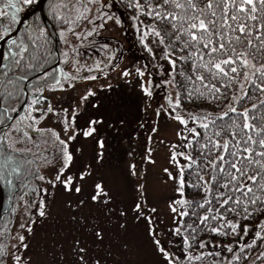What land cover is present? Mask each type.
Masks as SVG:
<instances>
[{"label":"snow or ice","instance_id":"6c2138e0","mask_svg":"<svg viewBox=\"0 0 264 264\" xmlns=\"http://www.w3.org/2000/svg\"><path fill=\"white\" fill-rule=\"evenodd\" d=\"M32 2L0 3V38H7L0 53V191L15 201L0 216V264H67L65 230H54L59 214L77 233L67 249L71 264H146L149 249L151 264H264V0H128L143 29L140 42L155 58L145 43L151 35L167 62L168 92L154 112L177 122L166 157L175 171L161 169L171 182L167 224L147 193V169L132 152L113 149L110 131L119 134L125 120L107 123L102 112L85 111L93 87L67 106L52 101L51 93L97 78L47 70L50 58L70 59L71 43L65 39L63 52L47 48L36 18L9 36ZM94 3L50 0V14L66 25L62 37L79 38L73 28L81 22L94 32L93 20L108 19L93 16ZM138 88L152 95L143 79ZM141 160L155 163L150 144Z\"/></svg>","mask_w":264,"mask_h":264},{"label":"rangeland","instance_id":"374dc122","mask_svg":"<svg viewBox=\"0 0 264 264\" xmlns=\"http://www.w3.org/2000/svg\"><path fill=\"white\" fill-rule=\"evenodd\" d=\"M100 12H103L108 19L101 17L98 20H93V24L96 26L94 32L92 25L81 22L78 27L73 28V31L81 32L79 38L69 36L67 33L64 37L61 36V52L66 48L65 39L71 43L72 49L69 52L70 59L63 63L59 62L60 68L71 75H75L79 70L81 76L95 75L97 78L95 80L81 79L76 81L75 90L67 89L66 91L51 93V99L54 103L60 100L67 106L69 98L75 100L77 94H82L86 86L93 87L96 96L90 98L85 111L102 112L107 123H111L113 120L118 123V118L125 120V127L119 134L110 131L114 141L113 149L116 152L122 150L132 152L140 167L147 169L145 176L147 193L150 200L158 204L160 219L167 224L168 217L165 214V204L166 198L171 194L168 187L171 182L164 183L161 169L169 167L170 170L175 171L167 163L166 157L168 144L177 139L175 136L177 122L169 120L163 114L159 117L154 115L155 109L164 103V96L168 92V85L164 83L168 79L165 74L167 62L160 58L157 46L152 43L153 37L151 35L145 37V43L153 49L155 58L150 53V63H146L144 59L138 56L134 43L140 42L143 31L131 32V27L127 26L121 16L111 9L107 0H95L93 16H99ZM72 18L69 17V19ZM117 20L120 21L119 24L116 23ZM101 24L103 27L99 26ZM83 33H89V35ZM73 61L76 62V68L72 66ZM160 65L164 66V72L160 70ZM137 68H140L144 73L143 77L137 76L135 72ZM124 69H128L129 75H120ZM141 79L146 83V86L150 87L151 96H144L139 91L138 85ZM102 83L111 84L112 90L109 92L108 89H102L100 87ZM93 101L98 104L97 108L91 107ZM145 107L147 111L144 110ZM83 119V116H79L77 122L82 124ZM141 125L143 127H140ZM154 125L158 126L156 133L151 132V127ZM130 129L136 130L135 136L130 135ZM149 136H151V141L148 140ZM149 144L153 148L154 164H148L147 161L141 160ZM126 152L125 158H127ZM128 198H131L130 193ZM60 203L61 198L58 197L57 206ZM48 226V230L52 231L51 222H48ZM61 228L65 230V235L61 239L65 247L66 261L67 264H71L73 258L67 254V249L69 240L77 233L72 231L71 222H66L63 214L57 215L54 230L58 232ZM37 230H40L39 224H37ZM80 234L82 235V233ZM148 251L149 254L145 260L146 264H151L154 257L151 255V249ZM119 258L113 256L112 260L115 261Z\"/></svg>","mask_w":264,"mask_h":264},{"label":"trees","instance_id":"16d2710c","mask_svg":"<svg viewBox=\"0 0 264 264\" xmlns=\"http://www.w3.org/2000/svg\"><path fill=\"white\" fill-rule=\"evenodd\" d=\"M36 0H33L32 3H34ZM86 2V0H65V2H71L73 5L79 4L80 2ZM5 0H0V3H4ZM108 5L111 7V9L119 14L121 18L124 20V23H126L127 26L131 27L130 31H138L142 32L143 29L139 26L136 25V23L133 21L132 17L134 15V12L132 9L128 7V0H107ZM32 3L25 5L22 7L21 12L19 15L22 14V12ZM50 0H46L43 6L44 14L47 18V23H43L40 15L38 12H35L33 15H31L28 19L29 22L33 21L34 18H36V23L42 26L45 29V36L43 40L41 41L42 43L46 41L45 46L49 49H52L57 52H61V43H62V37H61V28H65L66 25L63 22H57L52 15L49 12V5ZM2 10V9H0ZM70 17V16H69ZM69 17H67L69 19ZM4 18H0V20H3ZM24 30V24H22L20 30L18 33L22 32ZM55 33L58 36V41L56 43V48H55V42H54V36ZM136 53L138 56H140L146 63H150L151 59V54L149 51H147L144 47V45L141 42L134 43ZM7 42L4 46V50L6 49ZM56 49V50H55ZM57 59L55 58H50L48 61V64L46 65V68L48 71H54L56 67L53 66V64L56 62ZM60 62V61H59ZM60 63L57 67H60ZM4 195V201H3V208H2V213L1 216L5 215L6 212H11V205L15 203L14 200H10L8 196L3 192ZM251 235V232L249 233Z\"/></svg>","mask_w":264,"mask_h":264},{"label":"water","instance_id":"95a60500","mask_svg":"<svg viewBox=\"0 0 264 264\" xmlns=\"http://www.w3.org/2000/svg\"><path fill=\"white\" fill-rule=\"evenodd\" d=\"M46 0H37L34 4L29 6L20 16V21H18L19 27L14 30L13 33H9V36H12L13 38L15 37V34L18 33L21 25L23 24L24 20H28V18L34 14L35 12H38L42 21L46 23V16L43 11V6ZM7 42V38H1L0 39V53L4 51V45ZM54 42H55V48H56V43H57V35L55 34L54 36ZM58 64V61L54 64L56 66ZM3 205V192L0 191V215H1V209Z\"/></svg>","mask_w":264,"mask_h":264},{"label":"bare ground","instance_id":"6f19581e","mask_svg":"<svg viewBox=\"0 0 264 264\" xmlns=\"http://www.w3.org/2000/svg\"><path fill=\"white\" fill-rule=\"evenodd\" d=\"M47 19V18H46ZM44 23V22H43ZM46 23H47V20H46Z\"/></svg>","mask_w":264,"mask_h":264}]
</instances>
